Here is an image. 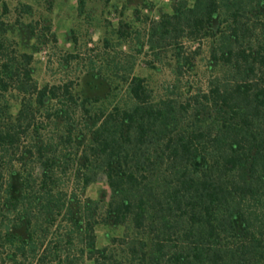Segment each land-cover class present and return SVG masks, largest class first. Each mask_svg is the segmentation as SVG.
<instances>
[{
  "label": "trees",
  "instance_id": "obj_1",
  "mask_svg": "<svg viewBox=\"0 0 264 264\" xmlns=\"http://www.w3.org/2000/svg\"><path fill=\"white\" fill-rule=\"evenodd\" d=\"M204 40L215 74L178 93ZM148 44L174 54L168 93L132 75L94 109L0 40V99L22 97L0 104V264H264V0H179ZM100 173L108 201L86 196ZM99 224L130 232L99 248Z\"/></svg>",
  "mask_w": 264,
  "mask_h": 264
},
{
  "label": "rangeland",
  "instance_id": "obj_2",
  "mask_svg": "<svg viewBox=\"0 0 264 264\" xmlns=\"http://www.w3.org/2000/svg\"><path fill=\"white\" fill-rule=\"evenodd\" d=\"M177 1L86 0L81 9L78 0H0V40L11 57L33 55L31 67L39 85H69L81 100L89 98L94 109L111 108L129 102L127 80L132 75L144 77L158 96L175 82L172 50H152L148 30L162 13H172ZM210 45V40L201 42L194 70L183 78L178 93L207 88L215 74ZM21 99L10 91L0 104L7 101L15 116ZM1 175L0 182L7 174ZM110 194L104 173L86 191L94 200L108 201ZM129 228L97 225L98 247L111 245ZM83 264L94 263L87 259Z\"/></svg>",
  "mask_w": 264,
  "mask_h": 264
},
{
  "label": "crops",
  "instance_id": "obj_3",
  "mask_svg": "<svg viewBox=\"0 0 264 264\" xmlns=\"http://www.w3.org/2000/svg\"><path fill=\"white\" fill-rule=\"evenodd\" d=\"M97 244H98V241H97Z\"/></svg>",
  "mask_w": 264,
  "mask_h": 264
}]
</instances>
